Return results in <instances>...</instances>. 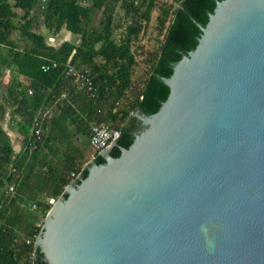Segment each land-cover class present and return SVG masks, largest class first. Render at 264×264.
<instances>
[{"label":"water","instance_id":"95a60500","mask_svg":"<svg viewBox=\"0 0 264 264\" xmlns=\"http://www.w3.org/2000/svg\"><path fill=\"white\" fill-rule=\"evenodd\" d=\"M198 27L158 111L50 207L38 264H264V0Z\"/></svg>","mask_w":264,"mask_h":264},{"label":"trees","instance_id":"16d2710c","mask_svg":"<svg viewBox=\"0 0 264 264\" xmlns=\"http://www.w3.org/2000/svg\"><path fill=\"white\" fill-rule=\"evenodd\" d=\"M217 1L174 0L163 7L157 18L162 39L146 60L137 87L134 45L147 31L156 0H89L87 8L74 0H0V76L6 69L16 72L6 87L0 119L9 107L11 126L24 136V149L16 154L0 127V264H38L34 243L50 210L47 200L59 198L87 169L77 144L80 138L85 146L91 127L101 123L121 136L136 110L156 113L169 95L163 79L170 78L175 62L197 46L198 25L204 26ZM14 9L23 12L18 21ZM97 12L102 17L95 26ZM38 17L52 34L65 29L73 39L48 46L36 29ZM69 60L96 86L94 99L81 89L65 91L70 77L64 64ZM50 61L60 66L42 72L41 66ZM18 75L29 85L18 81ZM45 112L42 141L29 155L26 144L37 115ZM99 157L95 152L93 161Z\"/></svg>","mask_w":264,"mask_h":264},{"label":"built area","instance_id":"2783aa9c","mask_svg":"<svg viewBox=\"0 0 264 264\" xmlns=\"http://www.w3.org/2000/svg\"><path fill=\"white\" fill-rule=\"evenodd\" d=\"M74 2L82 7L87 8L89 6V0H74ZM71 59V58H70ZM60 66L58 62L50 61L41 66V71L44 73L49 72L50 70L57 69ZM64 70L67 75L70 77L71 88L81 89L90 99H94L97 96V88L86 76L84 72L76 69L72 62L69 60L64 64ZM32 91L29 90L28 94L31 95ZM48 112L43 114H38L34 127L33 133L30 136L27 144L26 151L31 155L39 146L42 141L43 133L45 130V118ZM120 137V131L112 128L110 125L101 123L91 127L90 136H89V147L98 154L102 153L105 149L111 147L114 142ZM71 176H74L71 174ZM15 184L9 188L10 194L14 192ZM57 198H50L47 200V204L51 207L56 204Z\"/></svg>","mask_w":264,"mask_h":264},{"label":"crops","instance_id":"0c3cea01","mask_svg":"<svg viewBox=\"0 0 264 264\" xmlns=\"http://www.w3.org/2000/svg\"><path fill=\"white\" fill-rule=\"evenodd\" d=\"M11 4H13V3H11ZM14 11L18 15V18L14 19V20H16V21L20 20V17L23 15V12L19 9H14ZM38 20H40V24H39L38 28L36 27L37 31L45 39L48 46L58 47L63 42L70 41L73 39L71 34L68 31H66L65 29H63L57 35L52 34L41 24V17H38ZM14 75H16V72H14L10 69H6L2 73V75L0 76V106H4V104H5V102H4L5 90H6L8 83L10 82V79ZM18 81L25 84L26 86L29 85V80L22 75H18ZM70 88H71V84L69 82L65 91L69 90ZM65 91H64V93H65ZM133 116H135V113L133 114ZM0 117H1V113H0ZM0 127L2 128L6 137L8 138L14 153L19 154L21 151H23V149H24V136L21 133H19L17 131V129H15L11 126V109L9 107H6L4 110L2 118L0 119ZM93 158L94 157H92V160H93ZM85 165H84V167H85ZM57 201H58V198H57Z\"/></svg>","mask_w":264,"mask_h":264},{"label":"rangeland","instance_id":"374dc122","mask_svg":"<svg viewBox=\"0 0 264 264\" xmlns=\"http://www.w3.org/2000/svg\"><path fill=\"white\" fill-rule=\"evenodd\" d=\"M174 0H156L155 9L153 10L151 14V21L148 25L147 31L140 37L139 41L135 43L134 49L137 50V61L138 66L136 67V73L134 74V79L138 82L137 87H139V82H141V79L143 77V71L146 69V60L149 59L152 52L155 51V49L158 47L159 43L161 42L162 35L159 34V26L157 24V18L161 15L162 9L164 6H169L173 4ZM175 5V4H174ZM119 14L122 15V12L119 11ZM102 17L101 12H97L94 15L93 18V25L97 26L100 19ZM168 22L170 21V18L167 19ZM127 22H125V25ZM39 25H37L38 28ZM36 28V29H37ZM125 26L122 30H119L116 32V35H118L120 32L124 31ZM140 48V50H138ZM18 131V130H17ZM77 143L82 151L84 152L85 156V162L83 161V164H87L88 162L92 161V157H94V151L89 147V140L88 143H86L85 146H81L80 143H85L86 140L84 138H80V141ZM45 220V219H44ZM43 220V221H44ZM43 221L41 223V226L43 225Z\"/></svg>","mask_w":264,"mask_h":264}]
</instances>
